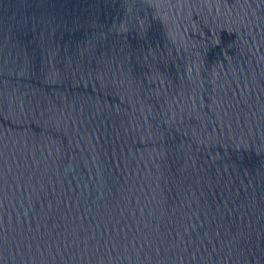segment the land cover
Wrapping results in <instances>:
<instances>
[{
  "label": "water",
  "instance_id": "95a60500",
  "mask_svg": "<svg viewBox=\"0 0 264 264\" xmlns=\"http://www.w3.org/2000/svg\"><path fill=\"white\" fill-rule=\"evenodd\" d=\"M0 264H264V0H0Z\"/></svg>",
  "mask_w": 264,
  "mask_h": 264
}]
</instances>
